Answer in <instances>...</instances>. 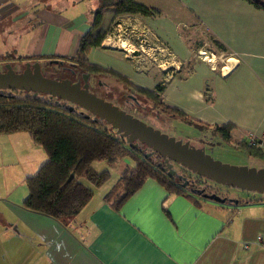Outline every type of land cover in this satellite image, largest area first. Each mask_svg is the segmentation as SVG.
Listing matches in <instances>:
<instances>
[{
    "label": "crops",
    "instance_id": "obj_1",
    "mask_svg": "<svg viewBox=\"0 0 264 264\" xmlns=\"http://www.w3.org/2000/svg\"><path fill=\"white\" fill-rule=\"evenodd\" d=\"M136 1L157 12L108 7L95 28L103 0L97 7L96 0H0V70L3 63L25 61L59 65L54 60L74 58L93 30L103 40L91 47L89 60L137 87L158 89L163 103L191 120L186 124L195 135L210 131L221 139L213 130L226 123L233 128L223 138L233 144L261 134L264 10L247 0ZM208 49L219 59L198 55ZM47 160L27 131L0 133V264H264L263 196L197 202L148 178L116 206L106 195L118 180L103 188L110 177L64 223L23 206L27 178Z\"/></svg>",
    "mask_w": 264,
    "mask_h": 264
},
{
    "label": "trees",
    "instance_id": "obj_2",
    "mask_svg": "<svg viewBox=\"0 0 264 264\" xmlns=\"http://www.w3.org/2000/svg\"><path fill=\"white\" fill-rule=\"evenodd\" d=\"M247 1L264 10V0ZM108 7H116L120 12L139 14L157 12L156 9L136 0H103L95 14V28L99 26L103 12ZM102 40V34L95 36L93 30H89L82 37L79 52L74 58H58L72 61L90 76L112 75L122 81L138 96L133 97L130 112L143 99L165 114L176 115L191 123L179 109L162 102L158 89L154 91L137 87L122 74L91 62L88 52L91 47L100 45ZM215 43L220 48L225 47L217 39ZM84 113L79 114L60 103L39 97H18L11 92L0 90V133L27 131L36 144L44 146L48 156V160L38 172L27 178L29 194L23 201L25 208L66 223L88 203L95 189L103 186L111 177L110 170L98 171L93 168L92 164L97 160L115 162L122 158H131L135 163L132 169L129 168L123 173L106 195L107 198L114 197L116 206H120L133 195L148 178L159 181L169 194L182 193L197 202L207 198L205 193L211 192L208 190L210 179L196 173L193 176H183L181 173L169 175L163 168L166 164H159L161 157L157 153L158 161H154L131 145L126 137L108 130L103 120L97 117L94 119L87 115V112ZM196 126L201 129L205 127L201 124ZM232 128L231 123H226L213 131L222 132L223 137L227 138ZM237 145L242 146L251 155L264 159L263 151L247 147L243 140ZM72 173L74 176L70 180Z\"/></svg>",
    "mask_w": 264,
    "mask_h": 264
},
{
    "label": "water",
    "instance_id": "obj_3",
    "mask_svg": "<svg viewBox=\"0 0 264 264\" xmlns=\"http://www.w3.org/2000/svg\"><path fill=\"white\" fill-rule=\"evenodd\" d=\"M42 65L40 61H28L21 63L23 68L17 70L12 64H6V69L0 70V90L25 89L35 94L44 92L82 107L90 115H95L114 126L139 151L143 152L148 148L152 153H157L164 159V170L168 171L169 175L176 174L172 162H177L193 173L218 183L264 192V170L216 161L203 150L191 146L189 141L177 140L152 127L134 114L92 92L91 76L88 73H82L83 81L80 78L75 82L69 78L53 79L44 75ZM143 145L145 147H142ZM73 176L74 173L71 174L70 180ZM204 196L218 202L226 201L214 193H205ZM233 202L237 203L238 200Z\"/></svg>",
    "mask_w": 264,
    "mask_h": 264
},
{
    "label": "rangeland",
    "instance_id": "obj_4",
    "mask_svg": "<svg viewBox=\"0 0 264 264\" xmlns=\"http://www.w3.org/2000/svg\"><path fill=\"white\" fill-rule=\"evenodd\" d=\"M94 4L96 5L95 7L100 6L99 0H96ZM206 51V54L208 56L205 58H207V60L210 58L219 59L216 51H209V49ZM212 53L214 54L213 56ZM59 60L61 61L60 64H53V67H46L44 63H42V71L46 77L53 79L69 78L73 82H75V80H77L78 77L82 75L83 71L76 67L75 63H73L72 61H69L68 59ZM10 64H12L13 67L17 70L23 68L15 62ZM2 66L3 67H1V70H5V63H3ZM90 80V90L92 92L96 93L98 96L108 101L113 102L115 105H118L124 110L130 109L129 106L132 103L128 104V109L125 107V105L132 101V99L129 98L130 101H126V99H124L123 97V94L125 96L130 94V96H135L138 98L135 92L128 90L126 87H124L123 84L118 81L111 82V80L105 76H97V78L95 76H91ZM5 91L11 92L13 95H16L18 97H39L46 101L60 103L61 105L67 106L79 114H85L84 112H86L82 107L75 105L69 101L59 99L57 97H52L48 93L39 92L35 94L33 91H28L25 89H5ZM132 114L139 117L152 127L159 129L170 136L175 137L177 140L189 141L191 146H195L196 148L203 150L208 156H210L216 161H221L222 163H228L238 167H247L249 169L264 170V159L251 155L242 146L240 147L237 144H233L230 141L225 140L223 137L221 139L219 137L216 138V136H214L213 134H211L210 131L208 132L207 130L202 132H208V135L199 137L198 135H195L197 129H195L194 126H190L189 124H186V122L184 123L179 119H173L172 116L165 114L161 110H152L151 105L147 102H144V100H141L138 103L137 107L133 109ZM87 115H90V113L87 112ZM90 116H92L94 119H97L95 115L91 114ZM103 123L105 124V127L111 132L120 134L119 131L111 124L105 122L104 120ZM42 147L44 148V146ZM142 147L145 146L143 145ZM143 153L144 155H149V157H151L154 161H158L156 153H152L150 150H148V148L145 149ZM126 160H129L130 162L127 164L124 162V158H122L121 160L114 163L108 162L106 160H97L93 163V168L98 171L105 169L111 171V178L103 186L104 189L112 187V185L118 180L117 178L121 176V172L125 169V167H127L128 165L131 169L134 167L135 163L131 158H126ZM172 163V168L176 171V174L181 173L180 175H182L184 169L182 168L181 170V164L177 162ZM208 190L212 191L213 193H216L221 197H227L229 198V200L238 199V197H244L248 194L251 196L257 195L264 197V192H259L256 190H247L237 186H230L218 183L213 180L209 182Z\"/></svg>",
    "mask_w": 264,
    "mask_h": 264
},
{
    "label": "built area",
    "instance_id": "obj_5",
    "mask_svg": "<svg viewBox=\"0 0 264 264\" xmlns=\"http://www.w3.org/2000/svg\"><path fill=\"white\" fill-rule=\"evenodd\" d=\"M206 53V50L199 51V55L202 57H207L208 55ZM213 55L214 54L212 53V56ZM243 141L247 147L252 148L254 150H261L264 153V131L261 134L251 132L244 138Z\"/></svg>",
    "mask_w": 264,
    "mask_h": 264
},
{
    "label": "flooded vegetation",
    "instance_id": "obj_6",
    "mask_svg": "<svg viewBox=\"0 0 264 264\" xmlns=\"http://www.w3.org/2000/svg\"><path fill=\"white\" fill-rule=\"evenodd\" d=\"M79 78L82 79L81 81H83V76L80 75V76L78 77V79H79ZM123 97H124V99H126V101H128L129 98H130V99H133L134 96H130V94H128V95L125 96V95L123 94ZM129 101H130V100H129ZM131 103H132V101H130L129 103H127V105H125V104H124V105H125V107L128 109V104H131ZM129 107H130V106H129ZM85 111H86V110H85ZM127 111L130 112L129 110H127ZM86 112H87V111H86ZM132 112H133V111H131V113H132ZM149 150H150V149H149ZM150 151H151V150H150ZM156 155H157V154H156ZM157 157H158V156H157ZM159 157H160V156H159ZM159 160H160V164L163 165V164H164V162H163L164 159L161 157V159L159 158ZM161 165H160V166H161ZM164 167H166V166H164ZM164 167H163V168H164ZM180 168H181V170H182V168L184 169L183 174H184L185 176H187V175H192V176H193L194 173H192L190 170H187V169H186L185 167H183L182 165H181ZM185 171H186V172H185ZM177 173H178V172H177ZM209 191H210V190H209ZM209 193H213V192L211 191V192H209ZM214 194H216V193H214ZM216 195H217V194H216ZM218 196H219V195H218ZM220 197H221V196H220ZM221 198H224V197H221ZM238 198H239V197H238ZM208 199H209V198H208ZM225 199H226L227 202H231V199L229 200V198H227V197H226ZM234 200H238V202H239L240 199H233L232 202H233ZM226 201H225V202H226ZM234 203H235V202H234Z\"/></svg>",
    "mask_w": 264,
    "mask_h": 264
}]
</instances>
